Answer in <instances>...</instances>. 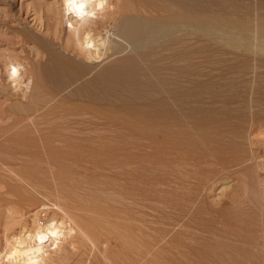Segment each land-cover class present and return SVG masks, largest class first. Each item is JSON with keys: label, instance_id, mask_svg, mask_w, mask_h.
Here are the masks:
<instances>
[{"label": "bare ground", "instance_id": "1", "mask_svg": "<svg viewBox=\"0 0 264 264\" xmlns=\"http://www.w3.org/2000/svg\"><path fill=\"white\" fill-rule=\"evenodd\" d=\"M48 5L47 11L56 18L58 25L66 26L67 34L63 40V47L65 50L76 52L78 56L82 57L80 59H83V63H78L76 59V62L71 61L70 57L68 60L56 53L51 54L52 63L59 67L63 74L62 77L66 81L60 82L61 84L52 82L53 71L51 70V72L50 68L45 69V76H42L43 78L40 77L41 75L39 76L37 91L31 92L33 88L30 89L31 91L22 88L12 89V94L15 96V100H13L15 103L12 105L14 112L19 116L21 115L25 120L35 116L42 109H46L45 115L66 117L84 113L96 107L110 108L113 113L114 111L117 112L116 116L118 115V117L115 119L118 120L119 118L121 120L120 125L126 129L131 128L132 131L135 129L138 133L147 134V136L151 134L152 137L153 135L164 137L170 143L173 141H178L182 145L189 143L195 148L192 150L193 153L191 152V163L183 162L185 158L182 161L179 160L180 163H175L176 161H172L171 158L165 159L166 157L162 155L164 158L158 157L162 158L161 162L167 161L165 164L141 158L129 162L126 164L127 166L147 162L157 167L161 166V168L162 166L171 167L178 172L209 175L207 179L210 180L208 181L216 180V177L219 178L218 180H222L229 189L235 188L234 195L236 196L232 197V200L230 199L234 205L228 203L230 206L227 204L225 209L218 205L220 209L217 208L215 212L211 210L214 213L212 217L214 220L208 218L212 216H208L210 211L208 214L205 213L204 217L203 211L199 210L200 213L202 212L201 214L193 212L191 215H195L196 223L199 222L201 227L189 225V221L184 223L186 226H173V230L167 228L170 224L168 221L165 225L163 223L160 226L159 224L154 225L147 222L146 218L142 219L145 217V213L141 212L142 214H139L142 217L138 216V211H130L131 208L129 209V205L126 203L122 204L127 205V208L119 211L123 212L120 213L122 217L119 218L118 214V220L115 221L112 211L106 212L103 210L104 207L88 205V202L78 200L73 195H64L58 190L56 182L60 181L62 176L57 178V172H54L51 167L62 166L63 162L60 161L63 160L62 157L55 158V156L58 157L57 154L47 156V160L44 162H48L47 165L52 171L51 180H47L45 174L37 172L33 166H30L32 162L31 165H35L36 160H29L31 161L29 163L28 158H25L22 159L23 161L11 162L12 159L6 158L7 154L11 152V148L7 147L9 145L1 147L2 144H0V149L7 148L6 150H10L9 152L0 150L5 152L4 156L0 152V158H3L2 163H6V161L7 163H23L19 167L23 165L25 167V170H22L24 167H20L24 171L22 172L18 169L19 167L15 168L18 164L12 166L10 163H6L9 168L12 167L11 170L16 169V175H14L17 178L13 176L15 178L11 181L6 174L11 171L6 172L9 169L7 166L1 168V165L5 166V163L0 162V168L5 169L3 175H6V181L12 183L9 185L12 187V190L11 187L9 190L10 197L6 198V201L8 200L6 203H9L6 205V212H4L8 224L14 226V235L12 239L9 238L8 240V253L22 261L19 264H264V152L262 151V149L264 150V119H262L264 115L260 114V119L256 116L259 120L262 119V122L259 123V120L255 118L258 121L252 124L251 130L248 131V137L245 136L249 141V146L246 145L249 148L245 149V146L242 147L238 143L240 140L235 139L240 138L241 133L239 131H228L231 135L232 133L235 134L234 137L237 135L235 138L232 137L233 135L231 139L227 137L228 134L225 136L226 131L221 130L223 129L222 125L224 126L223 122H225L222 121L224 117L220 121L219 118L222 116L216 109L219 118L217 114L214 115L215 113L213 114L215 117H209L206 112L208 117L202 115L200 116L202 118L199 117L198 120L197 115L201 113L196 114L194 113L195 110L189 108L190 105L187 106V92L184 88L188 76H186L187 71L185 70L186 67H183V63L189 59L187 58L189 51L187 52L188 49L185 44L189 41L187 35L191 33L190 27L196 26L198 28L206 23V18L201 19L199 17L202 12L199 13L200 10L191 9L189 0H78L76 4H71L68 0H55ZM196 18L199 19V23L194 22L197 20ZM207 20H211L208 15ZM215 20L218 22L216 18ZM259 22L257 27L253 25L254 27L250 28H253L250 31L252 32L251 35L247 37L248 33H246V36L243 37L245 35L243 29L244 32L242 33L244 34H241L242 36L237 35L239 38L237 36L236 38L238 41L243 38L248 39L249 41L244 39L245 42H249V45L244 43L245 47L250 46L256 53L260 49V52L264 53V20ZM206 27H210L209 24ZM215 28L220 30L218 26ZM196 31L198 32L199 28ZM199 33L201 32L199 31ZM217 35L220 37V34L217 33ZM235 43L238 44L237 41ZM164 52L170 53L164 54ZM165 60L164 64L169 60L175 64L180 63V65H173L168 62V66L167 64L157 66L158 63ZM262 61L264 62L263 58ZM102 63L105 64L101 66ZM103 68H106L107 73L102 72ZM159 68L162 71H177L176 74L171 73V75L163 72L168 77L176 75L177 79L174 76L173 78L177 82L163 84ZM97 69H101L100 77L105 74L102 78L97 76L100 79L95 78V75L99 73ZM92 73L95 74L93 78H91ZM89 76V81L93 79L92 82L90 81L91 83L87 81L91 86H87V82L84 85V78L87 79ZM79 80L84 81L82 84L84 86L79 84L81 87L79 85V89L76 87L78 91L76 89L67 90ZM166 80L170 79L166 78ZM113 83L119 85L116 91L112 89ZM161 83L163 85L160 87L159 84ZM168 83H179L178 88L175 89ZM66 90L69 91V94H65ZM119 99L120 101L124 100L125 104ZM126 99L133 100L127 102ZM169 99L175 104H180V107L177 108L183 117L182 119H180L179 113L177 114V108L175 109L177 112L173 109L176 106L171 107L172 104H170ZM192 107L194 108V106ZM106 109L103 108L102 110ZM259 112L262 110L260 109ZM188 117L193 119L191 121L193 123L189 122ZM228 122L230 121L228 120ZM185 123L191 128L187 129ZM236 123L240 126L246 125H241L243 122L235 121ZM32 124L33 129L31 125V129H25V133L36 131L35 122L33 121ZM227 129L231 130V127ZM247 129L249 130V128ZM24 150L26 152V149ZM27 151L29 152V150ZM72 156L75 157V155ZM158 157L156 159L159 160ZM168 160L174 163L171 164L172 162H168ZM70 161L72 160L70 159ZM42 164L44 165V163ZM37 166L35 165V167ZM102 167L99 168L98 166L99 169ZM29 168H31L30 171ZM26 170L38 174H29ZM72 173L77 172L72 171ZM8 174L12 175L11 173ZM190 178L192 179V177ZM196 179L194 180L196 181ZM15 181L16 186L14 185ZM7 184L10 183L7 182ZM204 185L205 183L200 184L192 188V191L204 195L205 188L203 187L206 186ZM134 204L138 205V202ZM220 204L222 205V203ZM216 206L217 204L214 203L212 207ZM187 215L185 214V216ZM182 216L179 215V218ZM188 217L193 216L188 215ZM217 217L219 219L215 220ZM176 218L178 219V215ZM183 218L185 219V217ZM157 219L159 218L157 217ZM187 220L192 221L191 218ZM181 222L179 223L181 224ZM192 222L194 223L195 220ZM202 222H207V224L203 225ZM171 224L173 225L174 222ZM109 235L114 238V242L110 241L112 238ZM72 255L77 257L75 256L76 259L70 262Z\"/></svg>", "mask_w": 264, "mask_h": 264}, {"label": "rangeland", "instance_id": "2", "mask_svg": "<svg viewBox=\"0 0 264 264\" xmlns=\"http://www.w3.org/2000/svg\"><path fill=\"white\" fill-rule=\"evenodd\" d=\"M53 1L55 2V0H0V144H2L1 147L12 145L10 147L7 146L9 149L11 148V152L9 154L6 153L8 156L5 157L9 158L10 160L12 159L11 162H19V160L23 161L22 159L25 158H28V161L36 160L35 165L39 166L35 167V165H31L33 162L30 164V166H33L37 172L45 174L44 176L48 178L47 180H51V169H53L54 172H57L56 175L58 174L57 178L62 176L60 177V181L56 182V187L62 194L76 196L78 200H84L85 202H88V205L90 204L91 206L99 205V207H104V209H102L106 212L112 211V213H114L113 217H115V221L118 220V214L120 216L119 218L122 217L120 213L122 214L123 212L119 211H123V209L127 208V205H123L126 203L129 205L128 208H131L130 211H138V214L141 212L145 213V217L142 219L146 218L145 220L147 222H151V224L154 225L159 224L160 226L162 223L165 225V223L168 221L170 224L167 228L173 230V226H186L184 223L189 221V225L191 224L194 227H201L202 225L198 224L199 222L196 223L197 219L194 217L195 215H191L193 212L196 214L200 213V211H203L204 214L202 212L201 213L204 217L205 213L208 214V211L212 213L211 210H214L215 212L217 208L220 209L218 205L224 209L227 206L232 204L234 205V203L230 202V199L236 196L234 195L235 188L229 189L225 186L226 184H224L222 180H218L219 178L217 179L215 177L216 180H213L214 182L211 180L210 182L208 181L210 179H207L209 178V175H196L181 171L178 172L171 167L168 168L166 166H162L161 168V166L157 167L147 162L133 164L136 167L132 165L127 166L126 164L129 162L141 158H147L153 161L161 162L160 160L166 157L165 159L171 158L172 161H176L175 163H180L179 160L182 161V159L185 158L183 162L188 161L191 163V152L195 148H193V146L189 143H186L185 145L180 143V145L178 141L174 142L173 140H171L173 143H170V141H167V139L164 137L155 135L152 137L151 134H148L147 136V134H142L140 132L138 133L135 129L133 130L134 132L131 128L126 129L120 125L121 120H119V118L116 120L118 117V115L116 116L117 112L115 113L114 111L113 113V111H111L112 109L110 108L108 109L107 107H103L104 109L107 108L108 110H102L103 108L96 107L85 111L84 113L81 112L77 115L74 114L66 117H54V115L48 116L45 115L46 109H42L37 112L35 116L25 120H23L21 115L19 116L14 112L12 105L15 103V101H13L15 100V96L12 94V89L14 90L15 88H22L25 90H32L33 88L32 91L30 90L31 92L37 91L36 89L39 84L38 80H40V77L43 78L45 76V69L50 68V71H53V77L55 78L52 77V82L55 81L56 84H61L62 82L66 81L64 77H62L63 74L61 73L59 67L52 63L50 58L53 57H51V54L56 53L60 57L64 56L66 59L70 57V59H72L71 61L76 62L77 60L78 63H83V59H80L82 58L81 56H78L76 52L65 50L63 47V40L67 34L66 26H59L56 18L52 17V15L47 11V5ZM189 2L191 9L194 8L196 11L200 10L199 13L202 12L201 15L204 16L199 14V17L201 19L206 18V21L204 20L206 23H202L204 26H201L203 27H198L201 33H199V31L197 32L196 29L198 30V28L194 26L196 29L194 27H190L191 33L187 35L189 41L187 40L188 42H186L185 46L188 49L187 52L189 51L187 57L189 59L183 63V67H186L185 70L187 71L186 76H188V78L186 77L187 82L185 83L184 88L187 92V106L189 107L190 105L189 108L191 110H195L194 113H201L200 115H197L198 120L202 118L200 117L202 115H204L203 117H215L213 116L214 113V115L217 114L218 118L222 116L219 118L220 121L224 117V120L222 121L227 122H223L224 126L226 124V127L221 124L223 129H220L224 132L226 131L225 136L228 134L227 137H230V139L232 137L235 138L237 135L234 137L235 134L233 135L232 133V136L228 133V131H239L243 137L239 133L240 138L237 137L235 139H238V141L240 140L237 142L241 144L242 147H246V145L249 144L247 139L248 131L251 130L250 128L252 124L256 123L260 119L261 116L259 115H264V62L262 61V58L264 60V53L262 52V54L260 49L259 52L257 51L258 53H256L255 50L250 46L246 45L247 47H245L244 43L249 45V42H245V40H249L240 38L241 40L238 41L236 36L241 34L243 35L245 33V35H243L244 37L246 36V33H248V37L251 35L252 32L250 31L253 29L250 28L254 26L257 27V23L260 20H264V0H189ZM194 5L195 7H193ZM207 15L209 19L214 20L208 21ZM211 16L214 17L211 18ZM198 18H196L197 20H194L195 23H199ZM215 18L218 20V22H216ZM207 22H209L208 24L210 27L212 26L211 28L206 27V25H208ZM213 23H216L217 25ZM245 25L250 27L247 26V28ZM215 26H218L220 30L216 29ZM193 28L194 30H192ZM246 29H249V31ZM222 30L226 32H223ZM215 32L220 34V37ZM236 41L238 44L235 43ZM168 53L170 52H164V54ZM165 62L166 60L164 62L158 63L157 66L166 64L168 66V62L173 65H180V63L175 64V62H171L169 60L166 64H164ZM104 64L105 63H102L101 66ZM54 67L56 68L53 69ZM98 69L97 71L99 73L96 75L92 73L91 78H93L95 75L96 79H100L105 75L102 74L103 76L100 77L99 74H101L102 68L100 70ZM103 69L104 70H102V72L104 71L103 73H107V71H105L106 68ZM159 69L158 70L162 80L161 82L163 84H167L166 82H177V80H175L176 75L168 77V75H171V73L176 74L177 71H162L161 68ZM163 72L168 75H164ZM33 74L35 75L33 76ZM97 76L100 78H97ZM173 76L175 78H173ZM166 78H169L170 80H166ZM89 79L90 76L87 79L84 78L85 83L84 81L82 82L83 79L79 80V82H76L67 90H77V88L79 89V84L82 85L84 83L85 85ZM90 83L88 84L87 82V86L90 85ZM162 83L159 84L160 87L163 85ZM168 84L176 89L178 88L179 83H175L176 86L172 83ZM111 86L113 91H116V89L119 87L118 84L114 83ZM69 91L65 92V94H69ZM129 100L133 99H128L127 102ZM214 100L217 101L215 102ZM123 103L125 104V102ZM170 104H172L171 107L176 106L173 109L175 112H177L175 109L177 107L179 108L180 104H175V102L171 100ZM192 106H194V108ZM196 106L198 107L197 109ZM178 108L177 114L179 113V117H181ZM215 109L218 111V113H220V116L218 113H216ZM260 109L262 112H259ZM92 110L94 111L92 112ZM89 111L90 113H88ZM183 113L186 112L183 111ZM110 116L114 118H111ZM256 116H258L259 119ZM182 118L183 117L180 119ZM188 118L189 122L193 120L190 117ZM262 119L258 122H262ZM228 120L231 123L234 121L233 125L236 127L231 125ZM33 121L36 124V128L34 127L36 131L25 133V129H33ZM235 121L238 123L243 122L241 125H246L240 126V124H235ZM229 126L231 127V130L227 129L230 128ZM234 127L235 129H233ZM245 127L249 128V130ZM189 128L191 127L188 125L187 129ZM188 131L191 132L190 130ZM230 139L228 138L227 140ZM248 148L249 147H246L245 149ZM6 149L7 148L0 150H5L7 152L8 150ZM24 149H26V152H24ZM27 150H29V152ZM33 150L38 151L39 153L34 152ZM262 151L264 152L263 149ZM46 152L47 154H45ZM4 153L5 152H2V156H4ZM32 154H38L35 155L36 157H39L37 158L38 161ZM54 154L58 155V157L55 156L57 159L61 157L63 158V160H60L63 162V165L52 166L50 169L49 165H47L48 162L44 161L47 160V156L50 157ZM72 155H75V157ZM162 155H164V157H162ZM13 156H15V159ZM158 156H161L162 158H159ZM30 157L31 159H29ZM43 157H46V159ZM68 157L72 161H70ZM157 157L159 160L156 159ZM186 157L190 160H188ZM6 158H4V160H6ZM2 159L3 158H0L1 163ZM172 161L168 160V162ZM14 162L7 163L6 161L7 164L10 163L12 166H14V164H18L15 168L19 167L20 164H23ZM30 162L31 161H29V163ZM165 162L161 163L165 164ZM6 163L5 166L1 165V168L6 167ZM42 163H44V165ZM173 163L174 162L171 164ZM98 166L99 168L102 166L103 167L99 169ZM20 167H24V165ZM20 167L18 168L19 170H21ZM26 167L28 166L26 165ZM1 168L0 264H19L22 261L14 258L10 253H8V240L9 238L12 239L14 235V226L8 224V220L5 218L4 212H6V205L9 203H6L8 201H6V198L10 197L9 190L11 186L9 185L12 183L6 181V175H3V173H5L3 170L5 169ZM11 168L12 167L10 166L8 170L6 169V172L11 171L8 173H11L12 175H9L8 173L6 174L8 179L13 181L15 177L17 178V176H15L16 169L14 168V170H11ZM30 169L31 168H29V171ZM22 170H25V167ZM29 171L27 173L31 174L32 172L30 173ZM72 171L77 173H72ZM35 173L33 172L32 174L34 175ZM185 175H187V177H185ZM13 176L15 177L13 178ZM182 176L184 177L182 178ZM189 176L192 177L193 180ZM194 176L198 177V179H196ZM200 178H205L206 180L204 179V181ZM194 179H196V181ZM7 182L10 184H7ZM206 182L210 184L208 185ZM14 183L13 184L16 186V181ZM204 183L205 185L207 184L209 186L208 188L211 186L213 188L208 190L207 185H204V192H206H203L204 195L196 194L192 191V188L200 184L203 185ZM213 184H215V186H213ZM14 185L13 187H15ZM133 202H138V205L134 204ZM219 202L222 203V205ZM214 203H216L217 206L213 208L212 206ZM228 203H230V205ZM238 204L241 205L240 203ZM121 207L124 208L121 209ZM202 209L206 210L207 212H204ZM227 209L229 210V208ZM210 213L208 216H212L208 217L209 220H214V218H212L214 213ZM183 214L184 216H182ZM185 214L193 217H188V215L185 216ZM176 215H178V219L176 218ZM179 215L182 216L180 217L181 219L179 218ZM138 216L142 217L140 214ZM157 217L159 219H157ZM183 217H185V219ZM189 218H191L192 221L195 220V222L193 223L192 221L187 220ZM217 219L219 218H215V220ZM185 220L186 222H184ZM173 222L176 225H172L171 223ZM179 222H181V224ZM204 223L202 222L203 225L207 224V222ZM113 240L114 238H112L110 241L114 242ZM72 256L70 258V262L75 260L77 257L76 255V257L74 256L75 258Z\"/></svg>", "mask_w": 264, "mask_h": 264}, {"label": "snow or ice", "instance_id": "3", "mask_svg": "<svg viewBox=\"0 0 264 264\" xmlns=\"http://www.w3.org/2000/svg\"><path fill=\"white\" fill-rule=\"evenodd\" d=\"M68 2L71 4H76L78 2V0H68Z\"/></svg>", "mask_w": 264, "mask_h": 264}]
</instances>
